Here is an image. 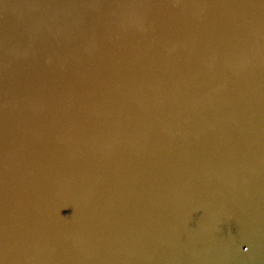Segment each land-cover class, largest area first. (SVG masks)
I'll return each mask as SVG.
<instances>
[{
  "label": "water",
  "instance_id": "95a60500",
  "mask_svg": "<svg viewBox=\"0 0 264 264\" xmlns=\"http://www.w3.org/2000/svg\"><path fill=\"white\" fill-rule=\"evenodd\" d=\"M0 264H264V0H0Z\"/></svg>",
  "mask_w": 264,
  "mask_h": 264
}]
</instances>
